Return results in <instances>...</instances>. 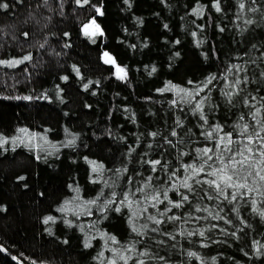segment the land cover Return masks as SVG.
Masks as SVG:
<instances>
[{"label": "trees", "instance_id": "obj_1", "mask_svg": "<svg viewBox=\"0 0 264 264\" xmlns=\"http://www.w3.org/2000/svg\"><path fill=\"white\" fill-rule=\"evenodd\" d=\"M214 2L0 0L8 5L0 8V60L31 55L14 67L0 65V135L23 140L0 147V264H108L114 257L123 264L113 249L132 245L126 254L145 264H264V182L250 177L256 191L234 202L208 199L215 192L207 184L189 181L191 192L180 184L190 174L182 165L201 163L196 149L214 147L201 135L210 126L244 142L236 125L247 123L252 132L264 121V108L252 118L264 104V0H243V10L241 0H220V12ZM93 18L102 35L85 36ZM103 51L115 65L105 63ZM213 76L201 93L208 96L206 124L177 92L159 91L169 82L193 90ZM236 79L246 82L229 102L224 93L236 91L230 87ZM153 160L161 161L156 171L147 163ZM89 161L103 165L102 172L94 173ZM205 178L211 179L196 177ZM170 183L178 189L168 192L171 200L189 196L167 213L177 220L159 215L172 207L167 202L153 209L144 200ZM145 184L144 193L135 192ZM130 193L139 204L120 203ZM144 207L164 222H147L138 235L132 221L138 228L146 223ZM48 216L54 222L44 223Z\"/></svg>", "mask_w": 264, "mask_h": 264}, {"label": "snow or ice", "instance_id": "obj_2", "mask_svg": "<svg viewBox=\"0 0 264 264\" xmlns=\"http://www.w3.org/2000/svg\"><path fill=\"white\" fill-rule=\"evenodd\" d=\"M81 0H77V3H80ZM254 2V0H253ZM89 0H83V4H88ZM8 5L6 3L0 4V8H7ZM213 7L217 12H220L221 6H220V0H215ZM239 8L243 10L245 8V3L243 0H241L239 4ZM253 11L255 9H252ZM97 13L102 15L103 13L100 11L99 8L96 9ZM199 11V10H196ZM248 23H251V21H248ZM95 28V31H89L90 27ZM223 29H221L222 31ZM102 35V32L100 31V26L96 23L95 18H93L89 24L84 25V35L85 36H96V35ZM25 36H27V33H24ZM67 35V34H66ZM195 35V33H193ZM43 47V45H41ZM105 57V63L115 65V60L107 53H104ZM31 55H25L22 59H14V60H0V65H6L8 67H14L18 64L23 63L24 61L30 60ZM233 68L236 71H240L239 65H234ZM117 75L119 79H124L126 77V71L124 68L117 67L116 69ZM155 71V69H153ZM229 71H232V69H229ZM77 74H79V70H77ZM64 79H67L65 77ZM216 79L215 76L209 78L207 82L197 85L193 90H188L185 88H181L177 85L169 84L164 88L160 89L159 91H175L177 94L180 95L181 100H183L185 103H188L192 105L193 112L196 114H199L200 119L206 124L207 118L204 113V104L208 100V96L201 97V93L205 91V89L208 88V86L212 83V81ZM246 82L241 81L240 79H236L230 87L233 89H236L235 92H225L224 95L228 98L229 102H231V98L233 95L239 94V88L238 85ZM91 83V82H89ZM189 84H192V81L188 82ZM88 84H85V89L88 88ZM197 97H200V99H197ZM24 99H31V97H24ZM253 100L255 98H252ZM264 99V98H261ZM195 102V103H193ZM172 104H177L176 100L172 101ZM245 104L249 107H253L251 101H249L247 98H245ZM261 108H264V104H261L260 107L255 108V111L252 113L253 120L256 119V116L260 113ZM240 120H244V116L242 115L240 117ZM257 124H260V130L252 132L249 131V125L247 123L240 125L237 124L236 127L240 128V133L244 138V142H241L239 140H234L233 135L231 132L223 133V127L219 124L215 126H210L211 131L202 132L201 135H203L206 139L213 141L214 147H205L202 149H196V152L198 154L199 159L201 160V163L197 165L196 163L191 164H185L182 165L184 170L186 172H190V174L185 177L183 180L180 181L181 186L184 189H187L188 192L192 191L193 184L189 183V181H193L195 184L201 185V184H207L209 190L215 192V196H207L208 199H218L220 197H223L225 200H229V202H234L238 198H243L245 195H248L254 191H256L255 188L251 187L249 185V178L250 177H258L259 181L264 182V135H261V132H264V121H256ZM177 126H180V121H177ZM19 132L28 135V130L25 128L19 129ZM220 133H223L222 135H219ZM152 136H156L157 133H152ZM172 136L178 135L176 131H173L171 133ZM36 134H31V138H35ZM9 139L13 143L16 141H19L23 143V140L21 137L16 136L12 138L4 137L3 135H0V147H3V145L9 143ZM74 141H69V144H72ZM169 144L172 142L169 140ZM239 145L236 148H233V145ZM254 145H258V147L254 148ZM218 153V154H217ZM227 153V155H225ZM183 155V154H182ZM89 163L92 165V171L94 173H101L103 170V165L96 164L94 161H89ZM147 163H150L152 166V170L156 171V165H160V160H153V161H147ZM207 169H211L210 171H206ZM126 171V169H125ZM201 174H204L205 177H211V179L205 178L202 180L196 179V177L200 176ZM172 177H175V172L172 173V176L170 177V181ZM20 179H23L21 177ZM149 180H151V177H149ZM131 182V181H130ZM259 185H257L258 187ZM150 187L149 184H145L143 187H137L135 189V192L144 193L145 189ZM178 191L175 184L170 183V187L166 190H155L152 194H145L144 200L145 202L150 205L153 209L157 208V205L164 204L167 202L172 207L171 208H165L163 211L159 212V215L161 217H167L169 220H177L180 219V217H177L175 215L173 216H167V213L172 210V208H181L185 202L189 200V196L184 193H180V200L173 201L169 198L168 192L169 191ZM232 190V191H230ZM78 192L79 189H76ZM135 193L130 194H122L123 199L120 201L121 204H126L128 207H132V205L139 204V200H133L132 196ZM116 194L113 193V196ZM264 195V193H262ZM163 197V199H161ZM96 200L88 201V204H96ZM68 201L65 202L67 205ZM108 204L113 203V201H108ZM253 204H255V200L252 201ZM66 207H61L58 209L60 212L66 211ZM256 210L255 208L253 209ZM116 211H120V208H117ZM197 211H200V209H197ZM204 211H207V209H204ZM88 214H91L90 212ZM211 215V213H209ZM136 213L133 212L132 216L136 217ZM140 215L145 217L146 223L141 225L139 228L135 226V221L133 220V227L132 231L136 232L138 235H143L144 229H147L149 227L147 222H151L153 225H160L164 221L162 219L157 218L156 215L148 213V208L144 207L141 210ZM261 216H264V211L260 212ZM55 218L53 216H48L45 218L44 223H49L50 221L54 222ZM151 231H157V228L153 227ZM196 233H188L189 236L195 235ZM200 236H204V232L200 231L198 233ZM235 235V233H233ZM175 239V237H172ZM109 240H111L113 243H119L116 240V237L110 236L108 237ZM86 247L90 246L88 243L85 244ZM115 252V256L118 257L119 261H122L123 264H128L129 260H134V264H145V260L143 259H134L132 255H127L126 253H132L135 251V245L132 246H126L123 249H113ZM102 255V254H101ZM147 252H139L137 253L138 257L147 256ZM189 256H196V253L189 252ZM160 259H163L162 257ZM108 264H118L117 258H111L108 261Z\"/></svg>", "mask_w": 264, "mask_h": 264}, {"label": "rangeland", "instance_id": "obj_3", "mask_svg": "<svg viewBox=\"0 0 264 264\" xmlns=\"http://www.w3.org/2000/svg\"><path fill=\"white\" fill-rule=\"evenodd\" d=\"M90 21H91V20H90ZM90 21H88V23H86V24H89V23H90ZM83 30H84V27H83ZM89 31H95V28H94V26H93V27H90ZM115 72L117 73V71H115Z\"/></svg>", "mask_w": 264, "mask_h": 264}, {"label": "water", "instance_id": "obj_4", "mask_svg": "<svg viewBox=\"0 0 264 264\" xmlns=\"http://www.w3.org/2000/svg\"><path fill=\"white\" fill-rule=\"evenodd\" d=\"M105 52H106V51H103V52H102V57H104V53H105ZM112 58H113V57H112ZM104 59H105V57H104Z\"/></svg>", "mask_w": 264, "mask_h": 264}]
</instances>
